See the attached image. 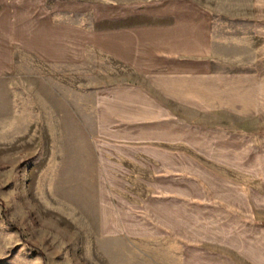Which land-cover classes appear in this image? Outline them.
I'll return each instance as SVG.
<instances>
[{"label": "rangeland", "instance_id": "374dc122", "mask_svg": "<svg viewBox=\"0 0 264 264\" xmlns=\"http://www.w3.org/2000/svg\"><path fill=\"white\" fill-rule=\"evenodd\" d=\"M42 65L0 75V264H264V106L178 107L168 145Z\"/></svg>", "mask_w": 264, "mask_h": 264}, {"label": "crops", "instance_id": "0c3cea01", "mask_svg": "<svg viewBox=\"0 0 264 264\" xmlns=\"http://www.w3.org/2000/svg\"><path fill=\"white\" fill-rule=\"evenodd\" d=\"M263 57L264 0H0V75L33 72V58L45 74H104L96 121L158 124L168 145L178 113L210 95L264 106Z\"/></svg>", "mask_w": 264, "mask_h": 264}]
</instances>
